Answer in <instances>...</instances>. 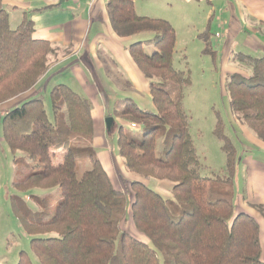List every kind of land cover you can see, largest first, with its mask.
Instances as JSON below:
<instances>
[{
	"label": "trees",
	"instance_id": "1",
	"mask_svg": "<svg viewBox=\"0 0 264 264\" xmlns=\"http://www.w3.org/2000/svg\"><path fill=\"white\" fill-rule=\"evenodd\" d=\"M134 3L106 0L107 15L119 38L152 36L130 45L129 53L150 81L156 111L141 109L131 99L119 101L115 118L141 126L143 137L136 141L120 126L118 153L131 173L173 183L172 200L138 181L130 184V190L116 189L94 149L92 102L66 85H57L50 91L53 122L41 97L20 102L1 119L10 151L22 153L34 164L14 186L25 192L61 191L54 211L42 206L43 212L34 214L20 200L14 203L33 236L32 250L41 264H264L260 225L245 213L236 214L233 202L223 198L224 185L236 177L237 148L218 116L214 134L223 144L226 176L218 185L201 176L183 106L190 75L173 65L176 31L165 19L138 15ZM210 23L199 37L206 41L205 51L217 58L208 43ZM34 31L35 23L27 14L13 29L0 0V105L31 91L48 71L53 48L48 41L35 40ZM147 45L154 46L152 54L145 51ZM235 59L250 70V76H229L230 108L264 142V57L240 53ZM80 162L90 163L91 170L79 179ZM253 207L264 218V206ZM129 219L148 242L122 228ZM18 264L33 263L21 253Z\"/></svg>",
	"mask_w": 264,
	"mask_h": 264
},
{
	"label": "rangeland",
	"instance_id": "2",
	"mask_svg": "<svg viewBox=\"0 0 264 264\" xmlns=\"http://www.w3.org/2000/svg\"><path fill=\"white\" fill-rule=\"evenodd\" d=\"M22 1L2 0L3 8L10 15L12 26L19 25L22 21L24 14ZM53 1L62 2V0ZM48 3L45 0H40L31 5L39 8ZM136 12L139 15L147 13L153 15V17L166 19L173 25L177 34L173 65L176 70L189 74L191 80L190 86L185 90L183 106L188 119L189 133L194 141L201 163L199 172L202 177L208 178L216 185L221 184L218 180L226 176L227 158L222 150L223 144L214 134L219 116L223 122L225 135L231 139L238 151L236 177L231 185H224L226 194L223 198L233 202L236 214L245 213L258 222L264 250L263 214L253 207V205L264 206V143L257 138L245 122L238 120L237 115L231 110L227 86L229 76L237 74L239 77H249L250 70L236 59L235 63L231 61L232 56L234 57L237 52L229 54L228 50L223 51V53L220 50L217 58H213L214 55L211 52L205 51L206 41L199 37V34L206 32L208 24L206 19L207 8L205 6L195 4L185 6L174 0H138ZM29 17H32V14ZM185 19H187L186 22ZM14 27L13 29H16L17 26ZM219 27L218 23H210L208 43L213 45V51H217L219 45L216 33L219 34L221 30L223 31V27H221V30ZM104 28L103 19L100 15V18L91 27L89 25V29L86 28L87 31H84L88 36V41L95 33L104 32ZM151 38V35L132 37L126 47L127 54H129L130 45ZM145 51L152 54L154 46H145ZM119 55L122 59L120 53ZM108 67H111L110 64L105 65V68ZM60 74L45 79L38 88L40 90L38 96L43 99L48 119L51 122L54 121L50 99L51 88L64 84L67 86L72 85L74 89H78L76 82L70 77L71 73ZM140 78H143L150 90V81L145 79L142 74ZM131 79L135 81V85H142L135 78ZM150 96L148 94L139 95L135 90H132L127 94H115L114 99L131 98L141 109L155 112L156 107ZM9 105H11V102L0 105V264H18L21 253H25L33 264H41L40 259L31 247L33 236L28 233L22 220L17 215L14 203L16 200H20L34 214L43 212L42 206L54 211L61 199V191L56 188L54 190L34 189L25 192L14 186L15 183L22 181L32 171L34 164L20 152L14 155L4 140L1 119L3 117L2 112L8 109ZM113 107V105L110 106L106 119L114 116ZM120 126H123L136 141H142L143 137L141 126L131 127L117 120L114 129L112 128L108 135L109 143L113 146L116 155H118L117 133ZM160 148L159 146V152ZM96 152L98 151L96 150ZM57 161H60V158L56 159ZM123 162L119 164V168L113 170L104 163L108 176L116 189H120L122 186L123 189H129V182L143 181L146 186L160 194L164 199L172 200L173 183L154 178L141 180L142 178L126 168L125 160ZM89 170H91L90 163L80 162L77 165V177L80 179ZM38 199H42L44 204H39ZM122 228L140 241L148 242L144 236L135 230L130 219Z\"/></svg>",
	"mask_w": 264,
	"mask_h": 264
},
{
	"label": "crops",
	"instance_id": "3",
	"mask_svg": "<svg viewBox=\"0 0 264 264\" xmlns=\"http://www.w3.org/2000/svg\"><path fill=\"white\" fill-rule=\"evenodd\" d=\"M39 1L23 0L24 14L28 16L32 14L30 18L35 23L33 38L35 40L50 42L54 51L49 56V67L45 76L40 79L31 91L9 101L11 105H9L8 109L26 99L39 97L40 90L38 88L45 79L59 76L61 75L60 73H71L70 77L76 82L78 89H74L72 85H68V87L88 98L93 105L94 148L98 151L97 156L103 167L105 163L112 170L117 167L119 168V164L124 163V159L119 153L118 155L114 154L113 146L109 143L108 135L110 132L107 130L105 123L107 112L112 105L114 106L113 110L119 108L120 100L114 99L115 94H127L129 91L135 90L139 95H151L147 83L143 78H140L141 71L130 56V53L127 54L126 47L132 37L119 38L115 34L107 15L106 0H62L61 3L45 0L49 3L43 7L55 5L58 7L41 13L36 10L43 7L37 8L31 5ZM174 1L182 3L185 6L193 4L205 6L207 8L206 19L208 24L209 22L218 23L220 30L223 27L222 33H216L219 45L218 50L214 52L217 56L220 50L222 53L228 50L229 54L237 52L236 55L242 53L252 57H264V0ZM137 3L138 0H135V11ZM100 15L105 26L104 32L95 33L91 40L88 41V36L84 31H87L89 25L91 27L100 18ZM140 16L162 19L160 17H153V15L147 13L140 14ZM184 21L186 22L187 19ZM14 26L18 25L12 26L11 24L12 28H15ZM210 46L214 50L213 45L210 44ZM119 48L121 49L120 51ZM229 57L231 56L229 55ZM231 61L235 63V56H232ZM109 64L111 67L105 68V65L108 66ZM131 78H135L142 85H135V81ZM133 102L136 104L134 100ZM8 109L2 112V116L5 115ZM112 117H114L115 124L117 120L121 122L115 116ZM126 124L131 127L133 126L129 123ZM119 178L121 181V176ZM141 180L145 179L142 178ZM138 182L143 183V181ZM130 184L131 182H129V186ZM118 190H127V188L123 189L122 186Z\"/></svg>",
	"mask_w": 264,
	"mask_h": 264
},
{
	"label": "water",
	"instance_id": "4",
	"mask_svg": "<svg viewBox=\"0 0 264 264\" xmlns=\"http://www.w3.org/2000/svg\"><path fill=\"white\" fill-rule=\"evenodd\" d=\"M105 123H106L107 130L110 132L111 129H112V128L114 127V125H115L114 118H113V117H110V118L106 119Z\"/></svg>",
	"mask_w": 264,
	"mask_h": 264
},
{
	"label": "built area",
	"instance_id": "5",
	"mask_svg": "<svg viewBox=\"0 0 264 264\" xmlns=\"http://www.w3.org/2000/svg\"><path fill=\"white\" fill-rule=\"evenodd\" d=\"M133 126H135V125H133Z\"/></svg>",
	"mask_w": 264,
	"mask_h": 264
}]
</instances>
